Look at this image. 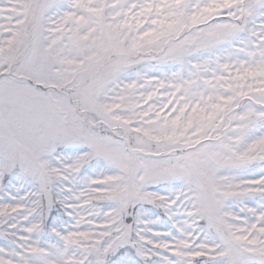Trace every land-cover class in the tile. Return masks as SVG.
I'll use <instances>...</instances> for the list:
<instances>
[{
    "label": "snow or ice",
    "instance_id": "obj_1",
    "mask_svg": "<svg viewBox=\"0 0 264 264\" xmlns=\"http://www.w3.org/2000/svg\"><path fill=\"white\" fill-rule=\"evenodd\" d=\"M0 264H264V0H0Z\"/></svg>",
    "mask_w": 264,
    "mask_h": 264
}]
</instances>
